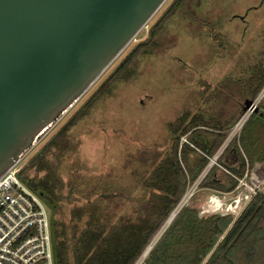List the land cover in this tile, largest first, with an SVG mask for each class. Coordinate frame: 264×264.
I'll return each instance as SVG.
<instances>
[{"label": "trees", "instance_id": "1", "mask_svg": "<svg viewBox=\"0 0 264 264\" xmlns=\"http://www.w3.org/2000/svg\"><path fill=\"white\" fill-rule=\"evenodd\" d=\"M192 0H173L149 28L148 36L126 54L68 120L17 173V178L45 204L49 216L54 264H264V194L257 193L232 223L227 215L201 216L200 210L184 207L168 225L170 215L187 191L231 194L256 165L264 166V112L261 105L208 169L210 159L225 145L231 129L243 114L246 101L253 102L264 89V64L247 79L226 78L213 88L205 84L210 113L182 115L169 128L171 146L143 179L145 196L140 213L117 217L102 199L76 204L66 210V194L59 167L50 160L54 148L95 105L111 94L116 83L128 81L143 55L155 49L166 25L179 12L192 15ZM208 118V119H206ZM185 139V142H181ZM235 157L234 166L226 163ZM219 166L226 170L218 175ZM36 175L31 178L30 174ZM39 174L43 176L39 177ZM211 213H218L207 206ZM143 210V211H142ZM152 246L146 258L143 255ZM142 262V263H141ZM43 264V263H39Z\"/></svg>", "mask_w": 264, "mask_h": 264}, {"label": "rangeland", "instance_id": "2", "mask_svg": "<svg viewBox=\"0 0 264 264\" xmlns=\"http://www.w3.org/2000/svg\"><path fill=\"white\" fill-rule=\"evenodd\" d=\"M172 1L167 0L86 95L37 139L21 157L18 168L50 141L132 47L148 36L149 28ZM189 9L192 15L179 12L166 25L158 45L143 55L132 78L116 83L111 94L69 131L59 148L53 149L50 160L59 167L65 193H73L65 201L66 210L108 194L110 198L102 201L117 217L140 213L145 196L143 179L171 146L170 124L185 114H211L203 93L205 84L214 90L223 79H247L264 64V0H192ZM254 102L258 109L263 105L264 112V89ZM243 107V114L221 150L239 139L240 120L257 112L246 109L245 103ZM217 163L211 158L208 169ZM219 169L220 177L227 173L220 166ZM206 172L187 191L184 206L199 209L201 216L227 215L234 223L249 204L247 193H239L243 199L235 204L224 202L233 193L222 197L198 190ZM35 175V171L30 174L31 178ZM246 179L249 186L264 185L263 164L256 165ZM243 188L240 185L238 189ZM259 193L264 194V186ZM208 205L218 213H211Z\"/></svg>", "mask_w": 264, "mask_h": 264}, {"label": "water", "instance_id": "3", "mask_svg": "<svg viewBox=\"0 0 264 264\" xmlns=\"http://www.w3.org/2000/svg\"><path fill=\"white\" fill-rule=\"evenodd\" d=\"M166 2L0 0V177L86 95ZM246 109L258 111L249 101Z\"/></svg>", "mask_w": 264, "mask_h": 264}, {"label": "built area", "instance_id": "4", "mask_svg": "<svg viewBox=\"0 0 264 264\" xmlns=\"http://www.w3.org/2000/svg\"><path fill=\"white\" fill-rule=\"evenodd\" d=\"M249 117L240 120L239 129ZM17 164L0 177V264H54L47 209L39 197L17 178L21 169ZM246 180L240 181L244 188L240 191L239 185L233 197L244 191L249 203L264 185L249 186ZM224 195L229 194L221 196ZM180 205L176 215L186 206L179 208Z\"/></svg>", "mask_w": 264, "mask_h": 264}, {"label": "bare ground", "instance_id": "5", "mask_svg": "<svg viewBox=\"0 0 264 264\" xmlns=\"http://www.w3.org/2000/svg\"><path fill=\"white\" fill-rule=\"evenodd\" d=\"M262 183H264V181L262 182ZM186 197V196H185ZM243 199V197H241V196H239V195H237V196H235V197H230V198H227V199H225L224 200V202H231V203H238V202H241V200ZM188 202V199H185L184 198V201L181 203V205H180V207L179 208H181L183 205H185V203H187ZM176 213H177V210L170 216V220L167 222V225L169 224V222L170 221H173L174 220V217H175V215H176ZM146 258V255L144 256L143 255V259H142V261L144 260Z\"/></svg>", "mask_w": 264, "mask_h": 264}, {"label": "crops", "instance_id": "6", "mask_svg": "<svg viewBox=\"0 0 264 264\" xmlns=\"http://www.w3.org/2000/svg\"><path fill=\"white\" fill-rule=\"evenodd\" d=\"M222 152H223V150H221V152H219L217 155H218V158H219V156L222 154ZM216 155V156H217ZM218 160V159H217ZM226 160V163L229 165V166H234L235 165V163H236V160H235V157L232 155V154H230V155H228L227 156V158L225 159ZM216 166H218V165H216ZM213 167V166H212ZM212 167H210V168H212Z\"/></svg>", "mask_w": 264, "mask_h": 264}]
</instances>
